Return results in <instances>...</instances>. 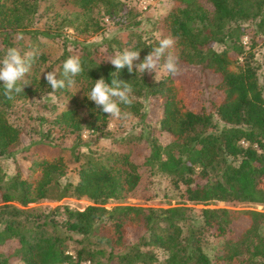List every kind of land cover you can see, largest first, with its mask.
Instances as JSON below:
<instances>
[{
    "label": "trees",
    "instance_id": "16d2710c",
    "mask_svg": "<svg viewBox=\"0 0 264 264\" xmlns=\"http://www.w3.org/2000/svg\"><path fill=\"white\" fill-rule=\"evenodd\" d=\"M58 1L74 8L70 21L80 36L99 31L105 20L125 30L141 25L121 0H0V33L7 38L29 28L46 13V5ZM170 1L172 7L159 22L162 37L147 42L130 31L125 48L140 51L142 60L161 39L174 38L180 68L197 69L215 80L210 85L217 99L198 110L187 107L184 86L173 76L153 80L127 69L116 72L108 61L123 51L117 41L108 42L111 54L105 60L98 45L76 44L71 52L61 39L62 53L52 63L36 43L39 35L52 36L50 30L31 31L27 45L2 41L0 59L10 47L21 54L38 49L39 56L24 93L9 100L0 82V264H264V212L253 209H201L196 218L186 206H88L77 211L12 205L66 198L117 201L132 194L144 175L157 173L175 188L185 187L186 200L194 204L264 205V85L251 61V51L264 41V0ZM73 55L81 58L84 72L74 88L53 93L46 72L55 68L59 75ZM101 77L109 84L118 77L131 83L135 98L129 110L140 132L121 141V152L82 153L83 134L102 136L109 120L87 98ZM49 98L63 109L54 112L47 126L42 119L29 131L10 120L19 104L39 105ZM146 101L159 103V118L149 120ZM24 137L39 139L48 149L20 150ZM66 140L76 146L72 170L62 149ZM142 146L147 154L138 163L134 153ZM20 155L27 167L17 162ZM3 158L12 162L9 175ZM209 238L220 240L213 256L206 252ZM11 244L13 250L3 253Z\"/></svg>",
    "mask_w": 264,
    "mask_h": 264
},
{
    "label": "rangeland",
    "instance_id": "374dc122",
    "mask_svg": "<svg viewBox=\"0 0 264 264\" xmlns=\"http://www.w3.org/2000/svg\"><path fill=\"white\" fill-rule=\"evenodd\" d=\"M125 4L127 9L134 11V20L141 21V25L138 28L132 30H125L120 26L111 23L110 20L100 22L101 29L97 32L89 33L86 36H80L73 31V25L70 20L73 16L69 15L74 11L69 4H63L61 1L53 5H46L43 16L34 18L29 28L24 30H16L11 33L7 38H4V34L0 33V45L4 39L8 40V44H18L21 41L24 45L32 42L30 33L34 30H50L52 36L42 37L37 36L36 43L39 45L40 52L47 54L50 63L58 58L62 53V41L66 39L68 51H75L76 44L83 45H98L100 53L105 56V60L110 58V45L109 41H117L120 44V48L125 50V43L127 41V34L130 31L141 34L142 38L147 42H151L155 39L162 37L163 33L159 29V22L163 19L167 11L172 7L170 0H121ZM67 17L68 20H65ZM68 23V24H67ZM68 25V26H67ZM45 27V28H44ZM72 27V28H71ZM50 28V29H48ZM57 32V33H54ZM22 36V38H21ZM244 44L248 43L247 39H243ZM216 51H222L223 47L215 45ZM246 51H249L246 48ZM252 63L255 70L258 73L259 81L264 85V41H261L252 51ZM143 59L139 62H142ZM52 71H56L54 68ZM148 77L153 80H161L166 76V73L161 72L158 78H154L155 74H149L145 72ZM175 80L180 82L185 89V103L190 110H198L203 105H208L213 99H217L218 93L214 91L210 84L215 80L204 77L199 70L194 68H182L181 73L177 76H173ZM42 102V103H41ZM41 103V104H40ZM45 103V104H44ZM46 103H48L46 105ZM22 104V103H21ZM12 110L9 116L10 120L17 125L24 127L26 130L31 131L35 128L37 123H41L42 119L45 121L42 124L46 125V121L53 119L54 112L63 109V106L52 98L48 100H41L33 104L24 103ZM44 104V105H43ZM46 105V106H45ZM144 112L149 114V120L157 119L161 115L160 105L156 101H146L144 104ZM140 132V125L136 119H132L128 122L127 126L121 121L108 120L107 126L102 134L98 137L85 132L82 136L84 144L81 147V152L86 153L87 150H96L98 152H111L118 153L124 148L122 140H126L127 137L137 135ZM161 141L167 142V138L162 136ZM36 149L41 151L42 149H48V147L40 142L39 139L29 140L24 137L22 139V148L20 150ZM62 149L65 151L66 160L68 161V167L72 170L75 166L72 163V155L75 152L76 146L71 140H66L62 144ZM147 154V150L142 146L139 150L135 151L134 158L138 163L142 162L143 157ZM22 155V153H21ZM18 156L17 162L27 167L29 164L27 161L21 160ZM4 171L9 173L12 170V162L3 158L2 163ZM74 172V171H73ZM185 187L179 186L175 188L170 179L160 173L152 175H144L137 189L130 194L127 198L117 201H92L87 198H66L62 200L56 199H43L33 201L28 204L21 205L19 203H13L12 205L20 208H36V207H50L55 208L57 206H66L70 209L82 211L88 206H103L110 209L115 206H135L141 208L152 209H167L176 206H186L193 208L192 215L196 218L199 217L201 209H227L231 211H242L246 209H253L264 212L262 205L240 204L235 202H209L205 205L194 204L186 200L184 196ZM3 205L0 204V209ZM264 206V205H263ZM220 240L209 238L206 245V252L213 256L216 248L219 246ZM14 245H9L2 250L3 253H10L13 250ZM9 264H16L14 260H11Z\"/></svg>",
    "mask_w": 264,
    "mask_h": 264
},
{
    "label": "clouds",
    "instance_id": "9594fccd",
    "mask_svg": "<svg viewBox=\"0 0 264 264\" xmlns=\"http://www.w3.org/2000/svg\"><path fill=\"white\" fill-rule=\"evenodd\" d=\"M22 38V36H21ZM175 40L166 37L159 41L142 62L140 51L125 49L116 53L108 62L116 69V72L127 69L140 73L155 74L158 78L161 72L170 76L181 73L178 58L174 54ZM39 56V50L21 54L15 47L6 50L0 59V82H3L4 96L11 100L24 93L30 85L27 77L31 73L34 62ZM62 72L47 71L45 79L53 93L59 90H71L76 86V77L84 72L82 60L79 56H69L62 65ZM113 74V73H112ZM87 98L94 102L97 109L107 114L111 120L121 121L124 126L133 119V113L129 110L134 101V89L131 83L112 78L111 84L101 77L95 80L94 86L88 93Z\"/></svg>",
    "mask_w": 264,
    "mask_h": 264
},
{
    "label": "built area",
    "instance_id": "2783aa9c",
    "mask_svg": "<svg viewBox=\"0 0 264 264\" xmlns=\"http://www.w3.org/2000/svg\"><path fill=\"white\" fill-rule=\"evenodd\" d=\"M262 207H264V206H262Z\"/></svg>",
    "mask_w": 264,
    "mask_h": 264
},
{
    "label": "crops",
    "instance_id": "0c3cea01",
    "mask_svg": "<svg viewBox=\"0 0 264 264\" xmlns=\"http://www.w3.org/2000/svg\"><path fill=\"white\" fill-rule=\"evenodd\" d=\"M263 206V205H262Z\"/></svg>",
    "mask_w": 264,
    "mask_h": 264
}]
</instances>
